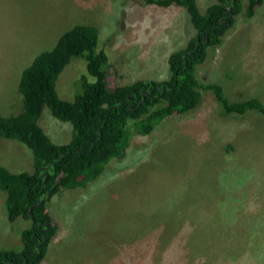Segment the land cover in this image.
I'll use <instances>...</instances> for the list:
<instances>
[{
	"label": "rangeland",
	"instance_id": "1",
	"mask_svg": "<svg viewBox=\"0 0 264 264\" xmlns=\"http://www.w3.org/2000/svg\"><path fill=\"white\" fill-rule=\"evenodd\" d=\"M215 2L197 0V6L204 13ZM74 25L98 29L111 89L169 79V54L195 36L186 11L175 5L0 0V115L21 112V72ZM82 74L83 61L72 59L56 82L61 99H74ZM196 76L220 86L232 102L257 97L264 103V3L247 22L236 17ZM39 125L58 144L72 134L46 107ZM0 165L33 172L30 150L17 141L0 139ZM4 198L0 191V249L19 251L20 233L31 224L22 218L10 223ZM48 211L56 233L40 264H154L156 257L160 264L165 256L164 264H181L177 236L193 232L186 240L198 235L207 253L193 255L185 245L183 264H264V118L226 115L203 92L195 110L167 117L150 135L134 134L122 157L86 188L58 192ZM173 223L179 225H163Z\"/></svg>",
	"mask_w": 264,
	"mask_h": 264
},
{
	"label": "trees",
	"instance_id": "2",
	"mask_svg": "<svg viewBox=\"0 0 264 264\" xmlns=\"http://www.w3.org/2000/svg\"><path fill=\"white\" fill-rule=\"evenodd\" d=\"M142 1L147 5L183 8L195 29V36L183 49L169 54V79L137 80L109 88V59L103 50H97L99 31L90 25H74L62 33L52 49L39 53L21 72L18 93L22 110L11 116L0 115V139L27 147L33 172L13 173L0 165V191L6 194L7 220L13 223L22 218L31 225L20 233L19 251L0 249V264H40L56 233L48 211L53 197L61 190L86 188L111 160L126 153L134 134L150 135L167 117L195 110L203 92L211 93L226 115L255 112L264 118V103L259 98L232 102L220 86L200 83L196 76L198 66L210 49L219 47L236 17L247 22L264 0H216L204 13L199 11L197 0ZM72 59L83 61L86 74H82L79 84H74L75 91L79 87L74 99L65 101L57 94L56 82ZM45 107L55 119L71 125L68 142H53L39 125ZM194 235L193 232L187 236ZM187 236L176 239L181 240L183 247L175 252L181 264L185 261V245L193 255L207 253L203 239L196 235L191 241L186 240ZM167 257H161L160 264Z\"/></svg>",
	"mask_w": 264,
	"mask_h": 264
},
{
	"label": "crops",
	"instance_id": "3",
	"mask_svg": "<svg viewBox=\"0 0 264 264\" xmlns=\"http://www.w3.org/2000/svg\"><path fill=\"white\" fill-rule=\"evenodd\" d=\"M241 28L244 29V30L250 31L248 28H246L244 26H242Z\"/></svg>",
	"mask_w": 264,
	"mask_h": 264
}]
</instances>
